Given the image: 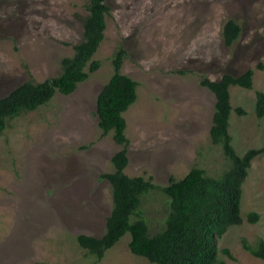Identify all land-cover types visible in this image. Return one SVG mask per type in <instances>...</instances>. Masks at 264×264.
I'll return each instance as SVG.
<instances>
[{"label": "rangeland", "instance_id": "rangeland-1", "mask_svg": "<svg viewBox=\"0 0 264 264\" xmlns=\"http://www.w3.org/2000/svg\"><path fill=\"white\" fill-rule=\"evenodd\" d=\"M87 0H0V97L25 81L57 76L61 60L82 38ZM105 38L93 59L99 68L70 94L8 120L0 133V264H154L133 254L125 233L103 258L80 247V234L100 237L112 209V156L124 146L102 136L96 96L113 73L117 47L126 50L121 72L138 82L137 99L123 113L129 162L125 173L158 186L192 167L220 177L230 165L209 136L214 94L207 76L254 71L252 88L232 85L231 143L238 154L264 147V116L255 110L264 92V0H107ZM228 19L241 33L232 45L221 32ZM261 65L262 67H259ZM241 108L245 112L239 113ZM140 213L149 232L164 226L168 199L153 189ZM259 214L256 222L247 215ZM242 222L215 239L226 264H264L250 246L264 241V152L242 184Z\"/></svg>", "mask_w": 264, "mask_h": 264}, {"label": "trees", "instance_id": "trees-1", "mask_svg": "<svg viewBox=\"0 0 264 264\" xmlns=\"http://www.w3.org/2000/svg\"><path fill=\"white\" fill-rule=\"evenodd\" d=\"M87 14L82 21V38L73 46V54L61 60L60 73L42 82L25 81L0 97V133L8 120L22 113L33 111L47 104L56 93L70 94L77 85L96 71L100 62L93 59L105 38L107 16L110 7L107 0H87ZM241 33L240 25L228 19L221 36L227 46L233 44ZM126 50L119 46L112 56L113 73L96 96V115L102 136L112 132L116 143L124 147L111 158L113 170L100 175L111 187L112 209L106 219L105 232L100 236L80 234V247L94 255L96 261L103 258L125 233H130L128 247L133 254L142 256L154 264H226L218 258L222 252L231 256L229 249H218L216 238L230 226L242 222L240 204L242 184L248 175L251 161L264 147L250 148L238 154L229 133V117L232 110L229 88L238 85L252 88V69L239 75L225 73L212 80L204 76L200 85L215 97L209 136L213 144L221 146L231 167L220 177L206 174L204 169L192 167L181 179L170 176L168 183L158 186L142 176L125 173L128 165V139L123 113L136 101L138 82L121 72ZM259 67H262L259 65ZM239 113L245 111L236 109ZM256 114L264 116V92H256ZM158 189L168 199L164 226L151 234L145 217L140 213L142 198L150 190ZM259 214L251 211L249 222H256ZM252 255L264 258V241L250 246L243 242ZM70 264V263H67Z\"/></svg>", "mask_w": 264, "mask_h": 264}, {"label": "clouds", "instance_id": "clouds-1", "mask_svg": "<svg viewBox=\"0 0 264 264\" xmlns=\"http://www.w3.org/2000/svg\"><path fill=\"white\" fill-rule=\"evenodd\" d=\"M186 174H187V173H186ZM186 174H185V175H186ZM183 177H184V176H183ZM183 177H181V178H183ZM181 178H179V179H181Z\"/></svg>", "mask_w": 264, "mask_h": 264}]
</instances>
